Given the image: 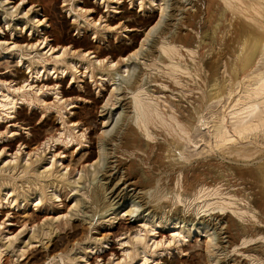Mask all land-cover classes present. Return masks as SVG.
<instances>
[{
  "label": "rangeland",
  "instance_id": "rangeland-1",
  "mask_svg": "<svg viewBox=\"0 0 264 264\" xmlns=\"http://www.w3.org/2000/svg\"><path fill=\"white\" fill-rule=\"evenodd\" d=\"M230 1L232 10L220 0L213 14L212 47L201 32L203 14L196 18L194 54L172 60L179 65L180 83L169 76V61L153 55L134 60H140L141 73L147 75L141 82L144 100L158 112L143 126L134 122L133 108L130 114L123 109L129 106L130 89L114 91V84L96 79V70L110 69V61L119 67L148 31L158 38L164 22L174 31L200 1L0 0V43L29 44L25 54L17 56L22 50L15 47L0 61V92L16 102L13 109L0 107V264H264V124L259 122L264 121V103L259 120L250 123L259 127L258 136H241L233 127L236 113L255 96V77L264 75V0ZM160 7L163 16L157 23ZM222 10L227 17L222 13L220 18ZM15 20L19 29L13 30ZM237 21L261 36L247 63L243 59L252 53V40L248 34L235 37L232 24ZM84 36L92 40L79 44ZM43 38L54 47L52 55L44 54ZM61 47H66L63 60L54 63ZM90 50L101 59L95 67L82 55ZM39 56L58 71L52 78L36 73ZM66 60L77 62L80 74L67 68L60 78ZM206 60L216 63L215 75L209 76ZM85 65L92 71L91 81L84 75ZM221 85L231 89L218 92ZM215 90L217 95L208 99ZM263 95L256 98L263 100ZM219 123L229 141L224 144L215 137ZM131 125L139 136L125 150L118 144L122 130ZM111 135L116 138L105 146ZM90 153L94 155L87 161ZM117 159L134 160L149 184L128 185L118 166L109 172L114 181L107 180L108 172H100ZM190 170H204L210 177L185 188L183 175ZM117 181V192L125 188L138 197L113 211L117 198L108 192ZM29 216L35 222L22 224ZM225 220L234 224L236 242L230 247Z\"/></svg>",
  "mask_w": 264,
  "mask_h": 264
},
{
  "label": "bare ground",
  "instance_id": "bare-ground-1",
  "mask_svg": "<svg viewBox=\"0 0 264 264\" xmlns=\"http://www.w3.org/2000/svg\"><path fill=\"white\" fill-rule=\"evenodd\" d=\"M174 1V0H173ZM176 1V0H175ZM181 1V0H180ZM200 1V6L196 7L195 11H193V13H189V12H186L185 16L183 17V19L181 20L182 23H180L181 25L176 27V29L174 31H169L168 28H166V26L169 24V22H164V25L163 27L161 28L160 27V30L158 33H160L159 37L158 38H154L152 37L151 32L148 31L144 37L140 40L136 42V44H139V47L136 46L137 49L135 50H132L131 53H128L126 54L125 57H122V62L120 63V66L116 68V61L113 62V61H110L108 62V66L111 67L110 69L108 70H102V71H97L96 70V73H98L96 75V79H99L101 82L102 81H109L112 83V85L114 84V87H113V90L115 91L117 88H128L130 90L129 93H131V96H130V100H129V106L128 107H124L123 109H125V111L127 113L130 114V107L133 108V112L135 113V121L134 122H137L138 124H142L143 126H146L149 122H151L152 118H153V114L155 112V114L158 115V112L156 111L155 107L152 106V104H150L149 102L145 101L144 100V96L142 91V85H141V82L143 80V78H145L146 76L144 75V73H141V70L142 69L138 64H140V60H138L137 62H134V60L136 59L137 60V57L140 56L141 58H144L148 55H153L155 56V59H159L161 60V62H168L169 63H166V66H167V69L169 72V76H171L174 80L175 83H180L179 80H177L176 78H179L180 75L178 74L179 72V65L176 64V62H172L173 60V57L177 56L179 58L183 57L184 54H194V50L190 47L193 43H194V32L192 33V29H194L193 26H195V24H197L195 22L196 18H198L199 16H201V14H203V22L201 23L200 26H202L201 28V32L203 33L204 32V35L205 37H207L208 39V42L207 44L209 45L208 47L211 46V39L209 40V34H210V30L212 29L213 31V24H212V17H213V14L214 12L216 11V8L220 7L221 3H220V0H197V2ZM224 4L226 6H228L229 8H231V10L233 9V6L231 5V1L230 0H223ZM141 3V2H140ZM177 3H180L179 0H177ZM183 4V3H182ZM142 5V4H141ZM177 6V5H176ZM179 7V6H177ZM222 7V6H221ZM174 6L172 7L171 6V9H173ZM182 8V7H181ZM180 8V9H181ZM175 9V8H174ZM177 9V8H176ZM179 9V8H178ZM177 9V10H178ZM184 9V8H183ZM225 9V8H224ZM160 10V13H159V19H158V22L159 23L162 19V16H163V7H160L159 8ZM173 11V10H172ZM185 11V10H184ZM174 12V11H173ZM218 13V12H217ZM222 13L225 15V17L228 16V14L226 15L224 13V11H220V18H221V15ZM227 13V11H226ZM2 14V13H1ZM171 15H173L172 13H169L167 14V19H170ZM6 16V15H5ZM4 16V17H5ZM9 16V15H8ZM223 17V16H222ZM151 18V15H149L148 17H146L145 21L144 22H148L149 19ZM218 18V17H217ZM13 19V18H11ZM166 19V20H167ZM214 19V18H213ZM219 19V18H218ZM40 20V19H39ZM216 20V19H215ZM237 20V19H236ZM19 20H15L13 22V30L14 29H19L17 27V22ZM38 21V20H37ZM218 21V20H217ZM235 21V20H234ZM25 22V21H24ZM216 22V21H215ZM156 23V24H157ZM219 24V23H218ZM10 25V24H9ZM40 26V25H38ZM84 26V25H83ZM170 26V25H169ZM232 32L235 34V37H240V36H243L245 34H248L250 35L251 37V40H252V45H251V51L252 53L251 54H248L247 56H245V58L243 59V62L247 63V62H250V60L252 59L253 57V54L258 50L259 46H260V43H261V40H260V34L258 31L252 29V28H246L244 27L243 24H240L238 21L237 22H234L232 24ZM171 27V26H170ZM169 27V28H170ZM184 27L186 29H184ZM227 27V26H226ZM25 28V27H24ZM190 28V29H189ZM11 29V28H10ZM182 30H185L184 32ZM227 30V29H226ZM35 31L37 32H41L39 30V28L37 27L35 29ZM215 31V30H214ZM198 32V31H197ZM226 32V31H225ZM30 34H33V30L30 31ZM213 33L211 32V36ZM15 35V34H14ZM93 38L97 39L98 38V30L97 31H94L93 32ZM211 38V37H210ZM13 39V38H12ZM15 39V38H14ZM168 39V40H167ZM213 39V38H212ZM92 40V39H91ZM90 39L86 38L85 36L78 40V43L79 44H88L90 43L91 41ZM204 40V39H203ZM9 43H14L13 46H9L8 44H6L5 46L2 45V43H0V61L2 63L4 57H6V55H8V53H10V49H13L15 47L19 48V50H22V51H19L16 55L17 56H21L23 54H25L26 52H24L25 47L28 46L29 44H22V43H18V42H15V41H11ZM40 43L44 44V48L46 49V51L44 52V54H49V55H52L53 53V50H54V47L52 45H49V44H46V40L44 41V38L42 41H40ZM201 43V42H200ZM206 42L203 41V44H205ZM135 44V45H136ZM200 45V44H199ZM213 45V44H212ZM30 46H32V44H30ZM193 46V45H192ZM202 47H205L202 46ZM212 47V46H211ZM228 43L225 41L224 43V48L226 50H228ZM24 48V50H23ZM61 51L58 55H56L55 57H53V60H54V63H58L60 61L63 60L62 57H60V55H64L66 53V47H61L60 48ZM209 49V48H208ZM187 53H185V52ZM88 61L92 62L93 64V67H95L94 64L98 65V63L100 64V60L101 59H98L95 57L94 55V52L93 51H86L82 54ZM224 55V54H223ZM222 56V55H220ZM219 57V56H218ZM238 57V56H237ZM94 58V60H93ZM145 58V59H146ZM153 58V57H152ZM259 58V57H258ZM38 59V58H37ZM51 59V58H50ZM150 59V58H149ZM154 59V58H153ZM151 59V61L153 60ZM49 60V59H48ZM59 60V61H57ZM148 60V58H147ZM5 61V60H4ZM20 61V60H19ZM77 61V59H76ZM155 61L152 62V64L154 63ZM157 62V61H156ZM203 63V62H202ZM42 64V65H41ZM51 63H44L43 60H41V57L39 56V61L36 62L35 64V67L37 66V71L36 73H39L40 71L42 72V76L44 75L45 78L43 79H47L48 76H51L52 78V75H54L56 72L55 70V67L54 66H51L50 65ZM67 67H64L63 66H60L59 68V73H60V78L62 77H65V74L67 73V68H71L74 70V72H77L80 74V70L78 69V66H77V62H74V61H67L64 63ZM80 64V63H79ZM85 64V63H83ZM107 65V62L104 63ZM143 64V63H142ZM147 64V63H146ZM195 64V63H194ZM197 64V62H196ZM119 65V64H118ZM151 65V64H150ZM203 65L205 67H207V71H209V76L211 75H215V66H216V63L214 61H211V60H206L204 61ZM264 65V64H263ZM139 66V67H138ZM85 68V70L83 71L85 74V76H88V78L91 79L93 78V75H92V71L90 70H87V66H83ZM135 68H137L136 70V74H135V77H131L130 73H132V71H135ZM94 68H92L93 70ZM195 70V68L193 69V71ZM145 71V70H144ZM9 72V70H8ZM82 73V71H81ZM235 73V72H234ZM128 75H130L128 77ZM193 75V74H192ZM41 76V75H40ZM38 76V77H40ZM43 76V77H44ZM144 76V77H143ZM54 77H57V76H54ZM72 77V76H70ZM73 78V77H72ZM71 78V79H72ZM132 78V79H131ZM147 78V77H146ZM208 78V77H207ZM256 78V84L258 87L257 90L253 93L255 96L254 98L252 99V97L250 98L251 101H247L246 103H248L249 105L245 106V107H241V113L240 114H237L236 113V118L234 120V123H233V127H234V130L240 134L241 136L242 135H245L246 134H252L255 136H258V134L260 133L259 131V127H257V124L256 126L254 125H250V123L254 120H259V117H260V113H261V103H264V99L263 100H259L257 99L256 97L259 95V94H264V75L262 74H257V76L255 77ZM41 79V80H43ZM216 82V81H215ZM214 82V83H215ZM123 83V85H122ZM241 84V83H240ZM254 87V86H253ZM176 88V87H175ZM248 88V87H247ZM252 88V87H251ZM255 88V89H256ZM14 89V88H13ZM122 89V88H121ZM212 89V88H211ZM224 89H227L228 91L231 89V87H227V85H221L220 88L218 89V92L219 91H222ZM160 90V89H159ZM147 91V90H146ZM216 90L215 91H212V92H208V96L207 94L205 95V97L207 96L208 99H210L211 97L215 96L216 94ZM220 94V93H219ZM130 95V94H129ZM128 95V96H129ZM217 95V94H216ZM26 95H24V93H21V99H25ZM247 96V95H246ZM264 96V95H263ZM132 97V99H131ZM261 97V96H260ZM225 98V97H224ZM174 101V100H173ZM23 102V101H22ZM15 104L16 102L14 101V99L12 97H10L9 93H3V92H0V107L1 109H4L7 105H11L10 108L13 109L15 107ZM244 104V103H243ZM123 107V106H122ZM237 107V106H236ZM127 108V109H126ZM129 108V109H128ZM129 110V111H128ZM124 111V112H125ZM243 111V112H242ZM132 112V110H131ZM125 114L126 116L129 115V114ZM239 113V112H238ZM153 115V116H152ZM263 117V116H262ZM126 118V117H125ZM127 119V118H126ZM132 119V118H131ZM229 119V118H228ZM264 119V118H263ZM129 121V120H128ZM256 122V121H255ZM260 123H262V125L264 124V121H259ZM124 123V122H123ZM254 123V122H253ZM129 124V123H128ZM260 128L263 127L259 124ZM215 137H217L219 140H221L224 144V142H226L228 140V138L226 137V132L224 130V126L222 123H219L217 126H215ZM233 132V131H232ZM262 132V131H261ZM119 133V132H118ZM121 140H120V147L121 148H124L125 150H127L131 145L130 144H134L135 142H137V137L139 135H137L136 133V130L134 129V127L131 125V126H128V128H126L124 131L122 130L121 132ZM236 134V133H235ZM115 135V134H114ZM114 135H111L108 137V139H105V146L106 145H112V142H113V139L116 138V136ZM116 135L117 132H116ZM247 137V136H246ZM106 138V137H105ZM190 138V137H189ZM215 138V140L217 139ZM142 139V138H141ZM112 140V142H111ZM233 140H235L233 138ZM231 141V140H230ZM243 141V140H242ZM219 142V141H218ZM229 142V141H227ZM217 143V142H216ZM140 144V143H138ZM135 146V145H134ZM223 146V145H222ZM119 147V148H120ZM116 150V149H115ZM123 150V149H122ZM121 150V151H122ZM152 150V149H151ZM124 151V150H123ZM122 151V153H123ZM118 153V152H117ZM121 153V152H120ZM245 152H243L242 154L240 155H243L245 156ZM94 155V153H90L89 155H87L85 158L87 159V161H89L92 156ZM189 156V155H188ZM110 157V156H109ZM119 158V157H118ZM261 159V158H260ZM258 161V160H257ZM109 162H112V161H109ZM115 162V161H114ZM264 164V163H262ZM118 166L117 168V171L121 168L123 169V174L120 175V179L123 177V182L129 180V184L128 185H133V186H138V185H142V186H145L147 184H149V179L148 180H143L141 178V176L139 175V173L137 172V169L134 165V160H125V161H122L121 159H117L116 160V165L115 166H111L110 164H105L103 166V169L101 170V175L104 176L105 173L108 172L109 176H106L108 174L105 175V177H107L109 180L110 178V173L112 172L111 170H114V168ZM259 166V165H258ZM110 170V171H109ZM192 170V169H191ZM190 170V171H191ZM197 170V169H196ZM196 170H193L190 172V174L188 173H185L183 175V179L184 180V184H183V187L185 188H190L193 189V184L194 183H198L199 181H201V183L203 182H207L206 181V176L209 175L208 172H204L203 171H196ZM110 172V173H109ZM210 172V171H209ZM260 172H261V178L262 180L264 179V165H261L260 166ZM116 173V171L114 172ZM234 173V172H233ZM244 171H240L239 174H241L242 176L244 175ZM146 174V173H145ZM213 174V173H212ZM248 176V175H247ZM207 177H210V176H207ZM104 178V177H102ZM113 178V175L111 176L110 180ZM119 179V178H118ZM119 179V180H120ZM173 179V178H172ZM113 180V179H112ZM118 180V181H119ZM99 181V180H98ZM114 181V180H113ZM118 181L117 183L115 184H112L113 186L111 187L110 191L108 192L110 194V197L114 196V198H117V200L111 205H114V204H117L116 207H113V211H116V209H118L124 202L128 201V200H134V198L138 197V195L136 194V192H132V193H129L128 191L125 190V192H123L122 190H124L125 188H122L121 191L117 192L116 190L118 189L119 185H118ZM209 183V181H208ZM207 183V185H208ZM105 184V183H103ZM151 184V182H150ZM206 184V183H205ZM107 185V184H106ZM109 186H110V183H109ZM107 186V188L109 187ZM96 190V189H95ZM120 190V189H119ZM106 191V190H105ZM195 191V190H194ZM103 192V191H102ZM108 195V194H106ZM94 196V195H93ZM98 196V195H97ZM56 197V195H55ZM104 197V196H103ZM113 198V199H114ZM113 199H111L113 201ZM40 200V199H39ZM142 200V199H141ZM78 201V199H77ZM95 201V200H94ZM263 201V200H262ZM40 202V201H39ZM77 203V202H76ZM96 203V202H95ZM110 203V202H109ZM92 204V203H91ZM86 207V206H85ZM107 209V208H106ZM177 210V209H176ZM222 210V209H221ZM178 211V210H177ZM219 213V212H218ZM178 215V212L175 213ZM180 214V213H179ZM221 214V213H219ZM181 217V216H180ZM178 218V217H176ZM182 218V217H181ZM201 218H203L201 216ZM36 220L35 217L33 216H29L28 218L25 217V222H23L22 224H25L26 222H29V223H34ZM183 220L185 221H188V219L183 218ZM189 220H192V219H189ZM210 221V220H208ZM226 221V220H225ZM211 222V221H210ZM202 223H204V221L202 220ZM207 223V222H206ZM212 223V222H211ZM210 223V224H211ZM216 224V223H215ZM225 224V222H224ZM217 227V225H214ZM220 226V225H219ZM234 226V224L232 222H229L226 221V224L224 226V232L227 233L228 235V239L225 241L229 243V247L234 245L235 244V238L233 236V232H232V227ZM177 227V226H175ZM222 227H223V224H222ZM221 228V227H220ZM222 229V228H221ZM220 231V230H219ZM222 231V230H221ZM221 233V232H220ZM219 233V234H220ZM223 233V232H222ZM250 233V232H249ZM223 238V237H222ZM224 239V238H223ZM220 241V239H219ZM218 241V242H219ZM222 242V241H221ZM223 243V242H222ZM227 244V243H226ZM190 246V245H189ZM228 246V245H227ZM226 246V247H227ZM55 247V246H54ZM57 248V247H56ZM23 254V253H22ZM67 256H65V258H67ZM53 258V257H52ZM62 263H64V259L61 257L59 259ZM39 261V260H37ZM49 261V260H48ZM46 263V262H45ZM222 263V262H221Z\"/></svg>",
  "mask_w": 264,
  "mask_h": 264
}]
</instances>
